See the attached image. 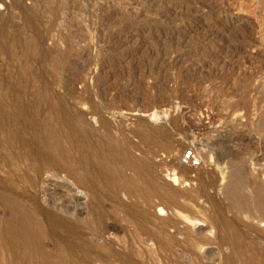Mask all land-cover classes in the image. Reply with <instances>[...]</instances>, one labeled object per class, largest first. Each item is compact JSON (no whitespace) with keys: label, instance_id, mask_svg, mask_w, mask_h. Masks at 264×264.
<instances>
[{"label":"rangeland","instance_id":"rangeland-1","mask_svg":"<svg viewBox=\"0 0 264 264\" xmlns=\"http://www.w3.org/2000/svg\"><path fill=\"white\" fill-rule=\"evenodd\" d=\"M99 120L151 160L148 182L119 154L76 165L61 138L75 123L102 135ZM240 147L253 196L264 0H0V264H264L258 200L213 211ZM119 164L121 188L104 171Z\"/></svg>","mask_w":264,"mask_h":264},{"label":"bare ground","instance_id":"bare-ground-1","mask_svg":"<svg viewBox=\"0 0 264 264\" xmlns=\"http://www.w3.org/2000/svg\"><path fill=\"white\" fill-rule=\"evenodd\" d=\"M60 105H57L56 106V109L57 110H60ZM55 116H50V118H48L47 120V124H49L50 123V120H53V118H54ZM99 121H101L99 124H100V130H98V132L99 133H102V135H99V134H94V135H92L91 133V131L93 130H90V132L91 133H89L88 132V129L87 130H85L84 129V126L86 125V123H84V126H83V124H81L80 122V124L81 125H78V124H76L75 123V125H74V128H73V132L72 133H70V137H68V138H65V137H62L61 138V142L63 143V145L64 144H68V147H72L73 148V151H74V154H75V161H76V165L77 164H81L83 161H85V160H90V157H92L93 155H95V154H97L98 156H99V154H101V152L102 151H106V153L108 154L109 153V156H111V158H114V157H112V155H114L115 154V156L116 155H122V158L124 157V156H126V162H124L123 164L124 165H122V166H124V167H127V169H130L131 171H133L134 172V176H138V177H140V176H143L144 177V179L148 182L151 178H150V176L149 175H146V171H147V169H148V167L150 166V164H151V160H142V158L140 159H138V158H135L134 156H133V151H135L134 150V148H136L135 146L133 147V146H131L132 147V149H129V148H126V149H124L119 143H120V140L119 139H116V138H109V134H110V130L112 129V127H110L111 125L110 124H108L107 122H106V120L104 121V120H99ZM82 122V121H81ZM84 122H86V121H84ZM98 122V121H97ZM89 125V124H88ZM47 127H48V125H47ZM86 127V126H85ZM89 127V126H88ZM87 127V128H88ZM60 129H55V130H53V132L54 133H60ZM95 132H97V131H95ZM95 132H93V133H95ZM62 133V132H61ZM167 134V133H166ZM224 137H226V136H224ZM227 137H230L229 135L227 136ZM109 138V139H108ZM163 138H165V137H163ZM64 139V140H63ZM123 140H125V142L127 143V144H130V141H128L127 139H124V138H122ZM151 139V140H150ZM159 139H162V138H159ZM225 139V138H224ZM227 139H230V138H227ZM149 140H150V142H154L155 140H158V138H156V136H155V138H153V137H151V138H149ZM163 140V139H162ZM119 142V143H118ZM169 142V141H168ZM168 142H166L167 144H166V146H167V148L168 147H170L169 146V144H168ZM174 142V141H173ZM171 145V144H170ZM172 147V146H171ZM174 147V146H173ZM63 147L62 146H59V149H62ZM166 148V149H167ZM237 148V147H236ZM235 148V149H236ZM232 149H234V147L232 148ZM231 149V150H232ZM177 150V149H176ZM227 149H225V150H223L222 151V154H221V160H226L227 159V157L229 156V154H232L233 152H235L236 151V154H237V156H235L234 157V159L233 160H227L228 161V167H229V170L230 171H234L235 169H239V176L237 175V177L236 178H234V179H230L231 181H229V183L226 185V186H223L224 188L222 189L223 190V195H224V198L225 199H228V205H225V206H222V207H220V209H218L219 208V205L218 206H215L214 207V212L217 210L220 214H222L223 215V213H225V210L227 209V210H229L230 208H232V209H234V210H236L235 211V213L237 212V214L239 213V216H240V214H242V213H244V212H246V210L248 209H250V202L254 199V198H256L257 200H258V206H259V208L261 209V215H260V217H259V221H264V186H262V185H260V184H258V187H257V190H256V193H254V195L253 196H247V195H243L242 193H241V191L246 187H248L251 183H252V180L250 179V177H249V175H248V171H247V169H246V167L244 166V155H243V153L241 152V147L240 148H238V150H235V151H232V153L230 152V151H226ZM136 151H137V149H136ZM139 151V150H138ZM105 152H104V154H106ZM177 153H178V151H177ZM104 154H102V155H104ZM235 154V155H236ZM96 155V156H97ZM145 155V154H144ZM109 156H107V157H109ZM148 156V155H147ZM178 156V155H177ZM103 157H105V155L103 156ZM106 157V158H107ZM118 157H121V156H118ZM102 158V157H101ZM106 158H104L103 160H105ZM110 158V157H109ZM109 158H108V160H109ZM125 158V157H124ZM107 160V159H106ZM107 160V161H108ZM125 160V159H124ZM123 160V161H124ZM154 160V159H153ZM122 161V162H123ZM104 162V161H103ZM113 162V161H112ZM105 163H106V161H105ZM104 163V164H105ZM107 163H109V162H107ZM106 163V164H107ZM120 163V162H119ZM100 164V163H99ZM102 164V163H101ZM112 164H114V163H112ZM121 164V163H120ZM120 164L119 165H116V166H113V167H110V168H107V170L105 169L104 171H106V172H108L107 174L108 175H110L111 176V181H113L114 180V183H118L119 185H120V187L119 188H121V187H123V185L125 184H122L121 182H122V179H121V174H120V169L122 168V166L120 167ZM93 165L91 164V165H89L88 164V167L86 168V171L87 172H90L92 169H93V167H92ZM107 166V165H106ZM109 166V165H108ZM112 166V165H111ZM102 169H103V167H102ZM124 169V168H123ZM100 172V171H99ZM122 172V171H121ZM232 172H231V175H232ZM148 174V173H147ZM106 175V174H105ZM107 175V176H108ZM213 176V175H212ZM143 177H142V179H143ZM231 177H233V175L231 176ZM139 179V178H138ZM140 179H141V177H140ZM212 179H214L213 177H212ZM78 181V183L80 184V185H85V180L83 179V178H80L79 177V179L77 180ZM144 181V180H143ZM207 181V180H206ZM87 183V185H90V183L87 181L86 182ZM214 184V180H211L210 182H209V185H213ZM79 185V186H80ZM118 185V186H119ZM125 186V185H124ZM202 186H205V185H202ZM207 186V185H206ZM81 187V186H80ZM137 189H139V187L137 188ZM245 190V189H244ZM197 191V190H196ZM136 192H137V190H136ZM205 187L204 188H201V189H199L198 191H197V193L198 194H205ZM196 193V194H197ZM206 195H208V194H206ZM209 196V195H208ZM207 196V199L208 200H213L214 199V197L213 196H211V197H213V198H211V197H208ZM207 200V201H208ZM219 200V199H218ZM221 201V200H220ZM226 201V200H225ZM217 202V201H216ZM212 203H214V200H213V202ZM218 204V203H217ZM214 205V204H213ZM222 205V204H221ZM220 205V206H221ZM216 207H218V208H216ZM213 208V207H212ZM231 209V210H232ZM226 210V211H227ZM79 211V210H78ZM212 211V212H213ZM79 212H81V211H79ZM218 213V214H219ZM226 214V213H225ZM94 216V215H93ZM237 216V215H236ZM90 220H93V218H90ZM232 220H228V222H224L223 223V221H222V225L221 224H219V225H221L220 227L222 228V227H224V226H226V227H230L231 228V226H230V224L232 223L233 224V221L235 222V220H233L232 222H231ZM226 223H228V224H226ZM236 224V223H235ZM217 226V225H216ZM63 228H64V230L67 232V233H70V234H72V233H74L75 232V230H76V226L75 225H70V224H67V225H64V226H62ZM218 227V226H217ZM245 227H250V228H254L255 226L253 225V224H248L247 226H245ZM220 228H218L217 229V231H222V230H226V228L224 227V229L222 228V229H220ZM228 229V228H227ZM229 230V229H228ZM239 233H236V234H239V235H241L242 233H243V231H242V228H240V230L238 231ZM235 237H237V235H235ZM239 237V236H238ZM241 237V236H240ZM227 239V238H226ZM231 239V238H230ZM233 240H235V239H233ZM237 241V240H236Z\"/></svg>","mask_w":264,"mask_h":264},{"label":"built area","instance_id":"built-area-1","mask_svg":"<svg viewBox=\"0 0 264 264\" xmlns=\"http://www.w3.org/2000/svg\"><path fill=\"white\" fill-rule=\"evenodd\" d=\"M183 159H184L185 161H188V160L195 161V164H196L195 155L193 154L192 150H190V151H188L187 153H185Z\"/></svg>","mask_w":264,"mask_h":264}]
</instances>
